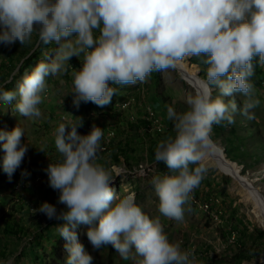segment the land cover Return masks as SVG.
Returning <instances> with one entry per match:
<instances>
[{
  "label": "clouds",
  "instance_id": "9594fccd",
  "mask_svg": "<svg viewBox=\"0 0 264 264\" xmlns=\"http://www.w3.org/2000/svg\"><path fill=\"white\" fill-rule=\"evenodd\" d=\"M34 33L40 43L55 42L59 48L25 73L15 91L0 86V101L15 100L23 117L41 116L46 77L67 71L73 56L83 54L82 66L73 72L77 108L82 101L109 105L117 94L113 85L144 83L151 73L191 57L207 66L205 86L187 97L188 109L177 112L168 106L176 134L159 142L155 151L156 162L171 173L151 181L159 212L182 220L184 205L208 171L204 161L213 125L233 124L238 110L255 118L260 101L251 77L254 61L264 66V0H0V44L31 43ZM213 88L219 95L213 97ZM237 95L244 97L240 106ZM80 123L59 124L54 143L62 159L46 168L49 186L59 192L58 203L65 209L57 212L47 201L38 209L50 220L63 221L57 231L66 241L67 264H92L75 230L81 224L88 226L93 248L110 244L125 260L131 256L139 258L137 264H198L194 250L171 242L160 219L142 210L134 192L118 197L110 186L112 171L97 163L103 129L93 125L80 135ZM23 137L19 126L0 130L2 166L9 178L28 151Z\"/></svg>",
  "mask_w": 264,
  "mask_h": 264
},
{
  "label": "rangeland",
  "instance_id": "374dc122",
  "mask_svg": "<svg viewBox=\"0 0 264 264\" xmlns=\"http://www.w3.org/2000/svg\"><path fill=\"white\" fill-rule=\"evenodd\" d=\"M39 44L36 33L31 43L0 44V86L15 91L25 73L59 48L53 42L37 50ZM35 50L37 57L32 65L20 69L24 59ZM187 61L195 64L199 76L206 80L207 66L197 57ZM82 63L83 54L79 58L73 56L67 71L46 77L40 117L21 116L15 110V100L11 104L0 101V130L10 132L21 127L25 133L22 142L28 147L20 167L9 178L3 171L4 150L0 142V264H67L66 241L57 231L63 221L50 220L38 209L45 201L55 205L57 212L65 209L58 203L59 192L49 186L46 168L49 162L62 159L55 147V131L59 124L69 122H81L77 126L80 135L88 134L93 125L103 129L97 163L112 171L114 182L110 186L118 197L134 192L142 210L151 218L160 219L171 242H179L184 250H194L198 264H224L225 260V264H232L235 254L244 257L235 264H264V225L255 206L241 183L215 166L206 165L207 174L184 205L182 220L170 219L159 212V198L151 181L162 174L151 147L156 151L159 142L175 137L174 122L167 118L168 106L184 112L188 109L187 97L196 92L179 69L159 72V77L151 74L144 83L113 85L117 94L104 107L82 101L77 108L73 104V72ZM251 82L254 96L260 101L253 110L255 118L248 119L238 110L233 124L213 125L210 136L264 195V66L258 59L254 61ZM212 95H219V90L213 88ZM235 99L238 106L242 105L243 96L237 95ZM148 106L153 107L162 132L151 129L149 133L140 122ZM112 139L114 142L107 150ZM127 143L128 161L120 147ZM39 148H44V152ZM24 171L27 176H22ZM10 224L14 228L12 232ZM87 227L81 224L75 230L93 257L92 264H137L138 257L125 260L110 244L93 248L86 235Z\"/></svg>",
  "mask_w": 264,
  "mask_h": 264
},
{
  "label": "bare ground",
  "instance_id": "6f19581e",
  "mask_svg": "<svg viewBox=\"0 0 264 264\" xmlns=\"http://www.w3.org/2000/svg\"><path fill=\"white\" fill-rule=\"evenodd\" d=\"M180 64L181 66H175V67L179 69V72L182 75V77L191 86H193L196 89V91L202 89L205 86L206 80H204L199 76L198 67L195 64H191L187 60ZM144 119L150 121L151 124L155 126L156 129L160 131L162 130L159 129L158 119L155 115V111L152 109L151 106H148L147 109L145 110ZM107 138L109 141L110 138L109 137ZM204 162L208 166H215L221 172L232 175L233 177H235V180H238L241 183V185L243 186L246 192V196L248 200H250L255 206V211L257 213L260 222L264 225V195L260 191V188L255 187L251 179L242 175L240 167L234 161L230 160L224 151H221L219 149H214L211 145H209Z\"/></svg>",
  "mask_w": 264,
  "mask_h": 264
},
{
  "label": "trees",
  "instance_id": "16d2710c",
  "mask_svg": "<svg viewBox=\"0 0 264 264\" xmlns=\"http://www.w3.org/2000/svg\"><path fill=\"white\" fill-rule=\"evenodd\" d=\"M44 44L43 43H40L39 44V46H38V49L37 50H40V49H43L44 48ZM37 50H35L33 53H31L28 57H26L25 59H24V61H23V63H22V66L20 67V69H22L23 67H25V68H27V67H29L30 65H32V63H33V61H34V59L37 57ZM196 63H198L199 64V62H196ZM2 69H3V67H2ZM1 69V70H2ZM151 74H153L154 76H156V77H159V72H153V73H151ZM11 84V82H9V83H7L6 85H10ZM144 126H145V131H147V132H149L150 133V131H151V129L152 130H155L156 128H154V126L151 124V122L150 121H148V120H145V119H141V121H140ZM149 123H150V125H149ZM144 129V128H143ZM113 142H114V140L112 139V142L111 143H109V145H107V150H110V148H111V145L113 144ZM116 143V142H115ZM120 147H122V149H124V155H125V159H126V161H128V158H127V155H128V153H126L128 150H129V148H128V143L126 144V145H124V146H120ZM123 151V150H122ZM151 153L153 154V155H155V151H154V148H152L151 147ZM121 155V154H120ZM115 156V158L118 160V156H116V155H114ZM122 156V155H121ZM120 157V156H119ZM122 157H124V156H122ZM158 165H159V168H160V170H161V174L162 175H164V174H171L170 173V171L168 170V168H167V166L164 164V163H158ZM9 231L10 232H12V231H14V228H13V226L10 224L9 226ZM20 230L22 229L21 227L19 228ZM244 259V257H243V255L242 254H239L238 256H237V254H235V258L233 259V263L232 264H235V263H238V262H240L241 260H243ZM225 260V259H224ZM225 263H227V260H225L224 261V264Z\"/></svg>",
  "mask_w": 264,
  "mask_h": 264
},
{
  "label": "water",
  "instance_id": "95a60500",
  "mask_svg": "<svg viewBox=\"0 0 264 264\" xmlns=\"http://www.w3.org/2000/svg\"><path fill=\"white\" fill-rule=\"evenodd\" d=\"M176 66H181V64H177ZM210 140H211L210 145H211L214 149H219V150L225 152V149H224V148H220V146H219L218 144H216V142H215L214 140H212L211 136H210Z\"/></svg>",
  "mask_w": 264,
  "mask_h": 264
},
{
  "label": "built area",
  "instance_id": "2783aa9c",
  "mask_svg": "<svg viewBox=\"0 0 264 264\" xmlns=\"http://www.w3.org/2000/svg\"><path fill=\"white\" fill-rule=\"evenodd\" d=\"M153 108V107H152ZM159 121V120H158ZM159 129H162V126H161V124H159ZM107 137H109V136H107Z\"/></svg>",
  "mask_w": 264,
  "mask_h": 264
}]
</instances>
